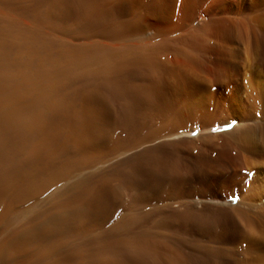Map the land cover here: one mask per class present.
<instances>
[{"label": "bare ground", "instance_id": "6f19581e", "mask_svg": "<svg viewBox=\"0 0 264 264\" xmlns=\"http://www.w3.org/2000/svg\"><path fill=\"white\" fill-rule=\"evenodd\" d=\"M74 1V7L81 10L84 21H93L95 17L103 19L102 16L110 15V11L107 12V0ZM174 2L172 18L156 0H114L113 5L116 8L126 4L138 9L151 8L160 21L153 33L162 34L168 28L166 23H181L183 17L197 4L195 0ZM115 9L113 7L112 11ZM141 15L136 17L134 13L136 18L133 22L129 19L131 23L128 20L127 23L107 27L103 32L105 40L101 41L100 56L96 54L82 60V54H73L76 64H68L72 68L67 65V68H62V60L58 61L57 57L49 58V71L40 70L45 63L33 48V56L26 60L20 58L21 42L15 43V40L12 42L5 38L14 23H8L0 17L1 209L40 193L41 189L56 181L58 175L61 176V170L59 173L52 168L58 159L63 160L79 152L83 154L88 148L93 136L90 133L94 131L91 128L95 124L89 121L88 105L96 92L93 93L92 88L88 87L91 84L86 87V79L89 76L96 79L98 76L101 78L93 81L98 83L101 80V148L106 153L105 158L101 157V169L104 171L101 197L106 199L111 194L104 187L111 183L108 181L109 174L112 177L115 173L127 172L132 177L129 185L131 190L125 193L124 199L130 210L127 207L125 211H119L118 216L120 219L130 218L134 223L132 226L136 228V235L133 239L130 237L131 245L125 242L126 238H123L126 245H119L123 250L132 247L130 250L133 249L132 253L136 257L132 260V255L133 263L131 260L129 263L191 264L182 249L184 245L180 238L184 236L175 234L176 239L172 238L176 230L171 231L166 224L169 219L175 218L181 222V228L192 236L193 243L187 245V249L191 254L198 255L201 264H264V106L255 107V110L242 107L241 113L235 114L237 117L233 116V112L215 120L216 108H219L215 103L220 99H215L216 83L207 68V59H195L181 53L183 51L165 50L145 42H121L126 37L130 39L131 35L139 36L146 30ZM106 16L104 18L107 21ZM260 33L255 35L251 43L253 60L258 67L264 64L263 30ZM109 39L115 42L110 43ZM81 55L83 57L79 58ZM248 83L251 89L264 92L263 74L259 69L251 72ZM232 121L236 124L234 128L227 126ZM82 126L86 130L85 135L80 134ZM88 182V176L81 177L67 184L56 196L53 195L58 200L55 207L59 213L50 214L48 209H45L46 212L34 210L35 214L23 218V223L29 222V225H23L20 230L13 229L6 237H2L0 264L29 248L35 251L31 258L28 256L29 259H46L47 252L53 249L56 241L55 234L69 230L70 222L67 220L81 219L86 213L82 206L77 207L76 203V207L72 206L70 197L74 196L75 200L79 196L81 200L83 191H89L92 187L88 186ZM123 191L122 184H119L113 193L120 196ZM77 192L79 195L75 197ZM85 193L82 198H86L89 192L86 196ZM143 204L150 208L142 209ZM155 211L158 212L154 219L150 217L149 226L141 224L149 212ZM41 216L42 221L36 222V217L40 219ZM157 227L162 231H153ZM170 232L173 233L169 235ZM115 246L111 247L115 249ZM117 250L115 254L118 255ZM25 252V255L30 253ZM120 253H123L122 250ZM98 258L88 263L116 264L112 260L101 261L100 256ZM45 264L53 263L50 260Z\"/></svg>", "mask_w": 264, "mask_h": 264}, {"label": "rangeland", "instance_id": "374dc122", "mask_svg": "<svg viewBox=\"0 0 264 264\" xmlns=\"http://www.w3.org/2000/svg\"><path fill=\"white\" fill-rule=\"evenodd\" d=\"M78 1L80 0H77L76 3H78ZM174 1L156 0V3L157 2L160 3L161 6L164 7L163 10L165 11L167 10L169 12V15H171V18H172V16L174 17L173 15L174 14L173 6L175 4ZM73 2L75 1L74 0L72 1L71 0H57L55 2V0H47V1H39V0H4V1H1L0 0V17H2L8 23L10 21H11L10 23H14L13 27H11L12 29H10V31L6 34L5 38H7V40L9 41L10 39L11 41L15 40V43L21 42L20 44L22 47L24 45L23 48L21 47L20 58H23L24 60L28 59L29 57L33 56V54L35 53L33 49H35L36 51H38V56H40L43 64L45 63L44 66L42 65V68L40 70L42 69H47L48 71L51 70L50 63L48 62L49 61L51 62L50 59H54L55 57L59 58L58 61L60 59L62 60L61 61L62 68H67V66H69L68 64L73 66V64H76L74 63L75 61V59H73L74 57L72 58V56H74L73 54L75 55L82 54L84 57L82 55L79 56V58L83 57L82 60L85 59V57L87 58V56L94 57L96 56V54H98L99 56L101 55V44H102L101 41L105 40V37H103L104 36L103 32L105 29H107V27H113L116 25L124 24V22L127 23L129 19L131 20V22H133V20L138 15L142 14L141 16L143 17L145 21L144 27L146 30H144V32L142 33H139L138 34L139 36H137V34H135L136 36L133 35L136 38L132 37V35L130 39L129 37H126V38L124 37L125 40L123 39L121 42L124 41V43H128V44H131V42L133 41L134 42L132 44H138V43L140 44V42L141 43L145 42L151 46H157L165 50H169L170 48V50L172 51H177V52L183 51L181 53H184L195 59H205V60L207 59L208 60L207 68L209 72L211 73V75L213 74L212 78L214 82L216 83L214 85L216 87L215 89H217V91L215 90L217 92V93L215 92L216 94L215 99L219 98L220 100H222V101L218 100L215 103L216 107H219V108H216V110L218 111L215 112V120H219L223 116L227 117L230 113H233V112H234L233 116H236L238 114L237 112H240L241 111L240 109L242 107H244L245 109L249 108V109L255 110V107L261 108L262 106H264V92L261 93L259 92L258 89H251L250 84L248 83V78H250L251 72H254L255 70L259 69L260 72L263 74V85H264V64L263 66L258 67L256 63L254 62L253 60L254 50L251 44L255 35L257 36L260 35L261 34L260 31L262 30H263V39H264V0H198V1L195 0V2L199 6L195 3L196 6L198 7L196 6L193 7L192 10H190L185 15V17H183V19L181 20L182 24L178 21L176 22L177 24H179V26L180 25L181 26L179 27L175 22H173V24L172 22L166 23V26H168V28L162 34L153 33L155 31L154 30L155 27L160 24V21L157 18L156 14H154L155 11L151 10V8L145 7L142 9H138L137 7L126 4V6L125 5L121 6L122 9H119L121 8L120 6L116 8V6L113 5L114 0H107V2L109 3L107 12L110 11V15L102 16L103 19L101 17L99 18L95 17L93 21L86 20L87 22H89L87 23L86 21H84L85 17H83L84 15L82 14L81 10L77 8V6H76L77 11H76L74 7L75 4ZM71 4L73 5L71 6ZM168 5H170L172 8ZM111 7L112 8L114 7V9L116 8L115 9L116 11L115 10L112 11ZM123 7L124 8L127 7V8L124 10ZM132 8L134 9L136 8L137 12ZM151 11L153 14L151 13ZM134 13L136 17L133 16ZM143 15L146 16L147 20H145V16ZM147 15L150 17H148ZM154 15L156 17H154ZM105 16L107 18V21L104 18ZM82 18L84 22L82 21ZM153 19L154 20L157 19L158 21L157 20L154 21ZM149 22L150 23L152 22L155 26H153L152 28L151 26L153 24L151 25ZM101 23H102V26H105V28L101 26ZM106 24L108 26H106ZM146 24L147 25L150 24V25H148L147 27ZM126 40H128V42ZM108 41L110 43H113L112 41H114V39H109ZM135 41H137V43ZM68 46L70 49L68 48ZM74 46L76 48H74ZM77 46L79 47L77 48ZM76 49H78L79 51H77ZM83 49H85L86 52H84ZM73 50H76L77 52ZM67 56H69V58L66 61ZM72 66H69V67L72 68ZM93 77L89 76L88 79L85 78L87 84L84 82V79H83V82L86 84V87L88 84H91V85H88V87L90 86L92 88L93 93L94 91L96 92V94L95 93L93 94V96L95 95L94 96L95 98H93V100L88 105L89 121H92L91 123L93 124L95 123V124L91 128L94 131L93 132L91 131L92 134L90 133V136L91 135L93 136L90 139V142L88 143V146H87L88 148L86 149L87 151L85 150L83 154L82 152H79L81 155H79V153H76L77 155L75 154L74 156L64 158L63 160L58 159V162L56 160L57 163L56 164L54 163V166L52 165L53 171L57 170L56 172H59L61 170L60 172H62V174L60 177L58 175V177L55 179L56 181H53L49 186H47L48 188L45 187L41 189L40 193L37 192L35 196L31 197L28 200L21 201V203L20 202L17 203L18 202L17 201V202L12 203L9 207H4L2 209L0 206V214H1L0 216V220H1L0 221V240L6 237L5 235H8L10 231H12L13 229L15 230L19 228L20 230V228L23 229L24 226L29 225V222L28 224L23 223V221L25 222V219H23L25 216H30L32 214H35V212H39L45 209H48V212L50 214L59 213L60 211L57 210L55 207V203L58 200L55 199L56 197L54 198L53 195L55 194L54 196H56L58 193L62 192V190L66 186L74 183L79 178L84 177V176L89 177L90 182H88V186H92V187L89 191H83V193L82 191L81 192L78 191V192L79 194L82 193V196H84V192H87V193L89 192L88 194L85 193V196L86 194L88 196L86 198L84 197L85 199L82 198L81 196L80 197L81 200L78 199L79 198L78 196V198H76L78 199V201H75L76 199L73 200L74 198L73 196V198L70 197V199L73 200V201L70 200V202L71 203L73 202L72 206L74 205V207H76L77 205L79 207L82 206V208H84L86 213L82 216L83 218L81 217V219H79L80 218L79 217L77 219L72 218V220L71 219L67 220L70 222V225L68 228L69 230L63 233H59V235H56L57 233L55 234L54 240L56 241L54 243L53 249L47 252L48 255L46 259L40 258V260L38 261L37 260L33 261V259H29V257L31 258V256L34 255L33 248H29V249L24 250V252L25 251L30 252L31 254L30 253L27 254L25 252L26 253L25 255L23 251H19V252H22V254L19 252L14 254L13 255L14 258H12L13 256H11L10 259L5 261L3 264H37V263L45 264L46 262L50 260H51V263L53 264H67V263L68 264H71V263L87 264L91 260L96 261L97 260L96 258H98L99 256H100L101 261L102 260L104 261L112 260L116 262V264H123L125 262H126L125 264H131L133 263L132 260L135 259L134 258L135 254L132 253L133 249L130 250V248L132 247H129V245H131L130 244L131 239H133L134 235H136V228L132 226L134 223L132 224V220L130 218H128L130 219L128 220L127 218L120 219L118 217L119 211L121 210L125 211L127 207H129L128 211L130 210V206L125 204L126 200L124 199L126 196L125 193L131 190V187H130L131 186L130 182L132 180L131 174L127 172H119L120 174L115 173L112 175V177H111V174H109L108 181L111 183L105 184L104 187L105 189H108L107 191L110 192L111 194L108 195L109 194L108 193L107 194L108 196H106V199L101 197V187H102L101 178L103 176L102 172L104 173V171L101 169V166H102L101 157L105 158L106 153L101 148V94H100L101 93V80L98 83L94 82L95 80L98 81L101 77L97 76L96 79L95 77L94 78ZM92 83H93V87L96 89L92 87ZM91 88L89 89L91 90ZM254 88H255V85H254ZM251 90L253 92H251ZM257 90L258 92H256ZM110 115H111V112H110ZM234 122L233 121L231 122V125H232L231 128H234L236 126ZM227 126H229V124ZM85 133H86V130L84 126H82L80 129V134L85 135ZM68 158H71V159H68ZM49 170L52 171V169H49ZM49 170L47 172H49ZM110 173H113V172L110 171ZM119 184H122L123 189L126 192L123 191L121 192L120 196H116L114 195L113 190L116 188V186L118 187ZM128 186L130 188H127ZM78 192L76 193L75 197L79 195ZM75 203H76V206H75ZM143 205L144 206L141 208L142 209L145 208L144 210L150 208V207H147L146 204H143ZM8 208L9 209L11 208V210H9ZM3 209L4 210L6 209L5 211L6 213L3 212L4 211ZM7 210L9 211L7 212ZM34 210H37V211L34 212ZM44 212H46V210ZM157 212L156 211L153 213L149 212V216L146 217L147 224L146 223L144 224L143 222L146 218L142 220L141 224L146 225V227L149 226L151 222V218L154 219ZM42 219H43L42 216L40 217V219L39 217L38 218L36 217L35 221L39 222L38 220L42 221ZM171 219H169L166 222V224L168 228H170L171 231L173 230H176V231H174V234L172 235L171 233L173 232H170L169 235H171V237L175 239H176V236L178 237L184 236V237H181L180 240L183 242L184 246H182V249L183 251H185V253H187V257L189 258L190 263L191 264H201V261L198 255L191 254L187 249L188 247L187 245L190 246V244L193 243L192 236L189 235L190 233H188L187 230L181 228V222L179 220L175 218H171ZM122 220H125V221H122ZM13 223H15V225ZM187 224L188 223H185V225ZM160 227L162 228L163 226L160 225ZM182 227H184V225H182ZM157 228H155L153 231H157V233H159V231L160 232L162 231L161 228H158V229ZM180 229H182L183 231ZM177 231H180V232L177 233ZM144 232L145 234L147 233L145 230ZM123 238L124 239L126 238L125 240L127 241H125ZM117 239L119 240V242L121 241L122 243L117 242ZM110 240H114L112 242L113 243L116 242L115 244L118 243L117 247H119V245L123 246L125 242L126 243L129 242V245L127 246L129 248H126V246L124 247L126 248V250H123L122 247L117 248L115 244L113 243L110 244ZM105 242H109V243H105ZM109 244L111 246L112 245L115 246L116 248L113 249L114 247L112 248ZM120 249L122 250L123 253H120L121 251ZM110 250H112L113 255ZM115 250L119 252L118 255L115 254ZM103 252L105 253L107 252L106 253L107 255ZM17 254H21L22 256L21 255L18 256ZM70 254L71 256H68ZM83 254H86V256L84 257ZM104 255L106 256V258L104 257ZM132 255H133V259L131 260ZM26 256L28 259L26 258ZM48 257L51 259H49ZM69 258H70V262L68 260ZM117 258H119L122 263L118 262L119 259ZM113 259H116V260H113ZM59 260H60V263H59ZM84 260L85 262L83 263ZM88 264H91V263H88Z\"/></svg>", "mask_w": 264, "mask_h": 264}, {"label": "snow or ice", "instance_id": "6c2138e0", "mask_svg": "<svg viewBox=\"0 0 264 264\" xmlns=\"http://www.w3.org/2000/svg\"><path fill=\"white\" fill-rule=\"evenodd\" d=\"M232 125H229V127H231ZM249 175H251V173H248Z\"/></svg>", "mask_w": 264, "mask_h": 264}]
</instances>
